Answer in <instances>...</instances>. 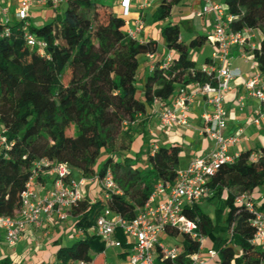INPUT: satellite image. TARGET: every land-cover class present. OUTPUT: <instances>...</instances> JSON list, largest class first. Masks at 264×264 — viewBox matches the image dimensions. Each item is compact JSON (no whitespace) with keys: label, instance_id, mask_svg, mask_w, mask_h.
Instances as JSON below:
<instances>
[{"label":"trees","instance_id":"trees-1","mask_svg":"<svg viewBox=\"0 0 264 264\" xmlns=\"http://www.w3.org/2000/svg\"><path fill=\"white\" fill-rule=\"evenodd\" d=\"M66 2L65 10L50 21L39 27L29 25L28 32L46 42L45 55L27 45L19 23L10 24L9 35L4 36L5 24L0 22V128L6 129L10 143L7 149L0 147V216H14L20 210L21 194L36 159L66 163L85 177L100 178L110 170L119 192L103 198L100 190L94 201L85 196L70 212L73 228H81L84 235L67 245L56 243L54 264H80L93 262V255L105 248L95 233L96 218L104 207L132 219L158 180L175 179L181 147L157 143L148 133L147 118L154 99L168 103L178 86L209 80L190 54L207 36L197 35L186 44L177 24H164L160 32L173 60L167 69L159 67V59L154 61L139 97L137 57L156 54V41L129 37L123 13L116 14L104 0ZM180 2L161 0L154 21L167 19ZM223 4L233 16L232 30L260 31L259 46L249 56L264 72V0H223ZM134 121L140 122L137 132ZM151 142L158 146L153 154ZM252 153L255 160L250 158ZM261 185L264 146L257 152H240L209 180L212 194L206 200L216 201L212 217L197 202L184 208L207 237L205 246L216 251L218 264L264 261V251L250 242L252 212L235 202L240 195L251 200L249 195ZM256 208L264 212V200ZM166 232L181 238L185 252L196 250L197 244L186 234L169 228ZM0 264L10 260L4 258Z\"/></svg>","mask_w":264,"mask_h":264},{"label":"built area","instance_id":"built-area-1","mask_svg":"<svg viewBox=\"0 0 264 264\" xmlns=\"http://www.w3.org/2000/svg\"><path fill=\"white\" fill-rule=\"evenodd\" d=\"M151 0H141L139 5L146 6ZM203 4L198 16L210 14L212 16V33L209 39L213 45L210 61L201 67V71L209 77L205 82L192 81L178 86L173 99L165 103L161 99H154L148 116H155L159 126L164 130L175 127L189 126V110L194 98L201 96L210 111L202 114L203 126L200 133L212 139V146L205 155L191 159L183 169H178L173 182L158 180L145 204L138 209L136 216L126 219L118 213H113L104 207L96 218L95 233L104 242L106 247H119L121 241L114 237L120 230L127 238L129 245V264H204L209 259L216 258V251L205 246L207 237L198 229L196 221L184 214V208L212 194L208 186L220 165L232 163L238 154H228L229 145L238 143L242 138L241 127L231 134H225L227 115L224 106L225 94L231 90V83L241 77L239 68L232 66V51L242 59H247L250 53L258 48L261 38L260 31L252 28H243L234 31L230 27L233 16L227 14L223 3L213 0H202ZM63 0H20L15 16L20 24L21 31L27 45L35 48L40 55H45L46 42L29 33L30 10L33 6L46 5L54 11L60 7ZM130 0H121L122 13L126 17L130 11ZM0 12L5 16V28L2 35L10 32L9 20L6 17L7 6L0 5ZM126 34L139 42L140 34L144 29L141 17L134 19L133 25L128 19L124 24ZM153 59V53L146 54ZM173 60V51L167 50L159 67L167 69ZM153 69V67H151ZM244 96L256 99L259 104L251 123L259 126L264 124V72L252 71L243 81ZM244 97L238 96L236 104L243 107ZM142 118L141 114L137 115ZM135 122V121H134ZM6 129L0 128V147L7 149L10 143L5 135ZM151 133V132H150ZM158 146L150 143V153L153 154ZM256 154L250 155L251 160ZM52 175V186L45 192L38 191L39 179L45 174ZM89 181H97L103 198L111 193H117L118 186L110 170H106L102 177L92 176L91 179L80 176L72 177L71 169L66 163H55L41 157L31 163L30 173L21 194L22 206L14 216H0V227L4 231V238L8 246H14L27 228L41 227L44 221H66L70 218L71 210L84 199V187ZM95 200V199H94ZM92 200V201H94ZM237 204H244L252 218L250 223L254 229L250 242L264 251V212L257 210L255 204L245 195L235 199ZM177 230L186 234L197 244L193 252H185L180 246L166 243L161 236L167 229ZM75 237L84 235L81 228L75 231ZM178 259H181L178 260ZM80 264H93L80 263Z\"/></svg>","mask_w":264,"mask_h":264},{"label":"crops","instance_id":"crops-1","mask_svg":"<svg viewBox=\"0 0 264 264\" xmlns=\"http://www.w3.org/2000/svg\"><path fill=\"white\" fill-rule=\"evenodd\" d=\"M20 0L14 3V8L11 10L9 0H0V5L7 6L8 12L6 17L9 20V24L17 23L15 16L16 8ZM116 14H122L121 0H104ZM110 1V2H109ZM130 11L125 17L130 24L133 25L134 19L141 17L144 21V29L140 34V40L145 42L147 40H154L152 38L153 31H160V28L166 24H181L182 22L189 26V31H202L203 35L207 36L206 42L200 46L192 49L193 55L191 59L195 62L197 68H201L204 64L208 63L213 51V45L208 38L212 33V16L210 14H202L198 16L203 1L202 0H181L180 3L175 5L170 13V16L164 21H154V13L161 0H151L146 6L141 7L139 3L141 0H130ZM214 2L223 3V0H213ZM43 19L45 22L50 21L56 11L51 7L42 5ZM5 16L0 12V22L3 23ZM30 22V21H29ZM44 22V23H45ZM197 36V34L195 35ZM180 39L183 41L182 37ZM156 41V40H154ZM157 43V52L154 54L153 59H148L144 55V74L143 71H137V78L142 77V84L145 77L151 73V67H153L154 61L159 59L160 61L167 53V48L162 42L161 45ZM232 66L241 70L242 75L231 83V90L225 94L224 106L227 115V126L225 134L233 133L236 128L241 127L243 129L242 138L238 143L229 145L228 154H239L242 151L251 149L254 152L264 146V124L256 126L251 123V118L255 115L259 102L251 97L244 96L243 81L252 72L256 71L257 67L255 62L249 57L242 59L237 56V53L233 49L232 51ZM139 96L142 95V89L138 91ZM242 95L243 107L236 104L238 96ZM174 97V96H173ZM170 98L168 102L172 99ZM211 107L205 103L204 98L197 96L190 105L189 110V126L188 127H175L171 130H164L159 126V121L155 116H148L147 129L149 135L157 141L159 144H179L181 151L179 154L178 169L185 168L192 158L200 155H205L209 152L212 146V139L208 136L200 133V128L203 126L202 114L205 111H210ZM155 126L160 127L162 134L157 135L155 133ZM151 132V133H150ZM165 135V139L162 136ZM77 177L81 174L77 171ZM52 186V175L45 173L39 179L38 191L40 193L47 192ZM85 196L96 199L99 196V187L97 181H89L84 187ZM255 206H259L262 200H264V185L254 189L249 195ZM74 217L71 216L68 220L60 221H44L41 227L27 228L20 236L18 242L10 247L7 245L4 238V231L0 227V261L4 258L10 260V264H20L21 262L28 260L27 264H54L55 263V248L56 243L63 240L66 241V245L76 239L75 231L78 227L73 228L72 222ZM115 238L121 241L122 244L119 247H106L101 253L93 255V264L98 256H102L101 264H129V245L127 244L126 236L120 231L114 235ZM169 237L166 234L161 236V240L169 243L167 240ZM123 241V242H122ZM4 247H8L6 251ZM113 249L110 260H106L107 249ZM13 258V259H12ZM204 264H218L216 258L207 260ZM264 264V261L261 262Z\"/></svg>","mask_w":264,"mask_h":264},{"label":"rangeland","instance_id":"rangeland-1","mask_svg":"<svg viewBox=\"0 0 264 264\" xmlns=\"http://www.w3.org/2000/svg\"><path fill=\"white\" fill-rule=\"evenodd\" d=\"M11 5H10V8L11 10L14 8V3L17 1V0H9ZM110 2V1H109ZM67 7V2L66 0H63V2L60 4V7L58 9H56V13H62L65 8ZM43 8L41 6H33L30 10V17H29V21H30V24L31 26L33 27H39L41 26V24H43L45 22V20L43 19V17L45 16V13H44V16L42 15L43 14ZM179 30H180V36L182 37L183 39V42L184 43H188L190 41L191 38L195 37V35H203V32L202 31H189V26L186 25L185 23H181L179 24ZM152 38L154 40H156L158 42L159 45L162 44L163 40H162V36H161V32L160 31H153V34H152ZM193 50L190 51V54L193 55ZM137 61H138V67H137V71H143V74H144V61H145V58H144V54H140L138 55L137 57ZM137 72V74H138ZM142 77L140 78H136L135 80V86L137 88V94H138V91L140 90V88H142ZM140 97V96H139ZM138 130H140V122L137 121L134 123V126H133V131L137 132ZM155 133L157 135L159 134H162V132H160V127L159 126H155ZM71 135V134H69ZM162 138L165 139V135L162 136ZM133 151V150H132ZM134 153V151H133ZM100 161H98V164H99ZM140 165L142 167H145L146 166V162L144 160H141L140 162ZM71 174H72V177L75 178V179H78L77 177V170L76 169H71ZM89 179L92 178V176H87ZM199 204V206L201 207V209L208 213L211 217L213 215V209H214V206H215V203L216 201L213 200V201H208L206 199H203V200H200L197 202ZM167 240L170 244H174V245H178L180 246L181 244V238L180 237H175V236H169L167 237ZM62 244L66 245V241L63 240L61 242ZM69 244V243H68ZM5 250L7 251L8 250V247H4ZM112 250L111 248L107 249L106 251V260H110V258L112 257L111 256V253H112ZM13 259V258H12ZM103 257L102 256H98L96 259H95V263L94 264H101V261H102ZM217 259V258H216ZM28 260H25L23 262H21L20 264H27Z\"/></svg>","mask_w":264,"mask_h":264}]
</instances>
